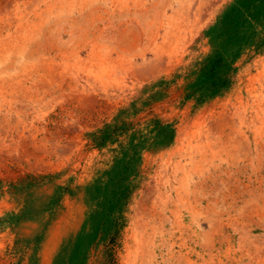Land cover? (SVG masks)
Returning a JSON list of instances; mask_svg holds the SVG:
<instances>
[{
  "label": "rangeland",
  "instance_id": "1",
  "mask_svg": "<svg viewBox=\"0 0 264 264\" xmlns=\"http://www.w3.org/2000/svg\"><path fill=\"white\" fill-rule=\"evenodd\" d=\"M0 264H264V0H0Z\"/></svg>",
  "mask_w": 264,
  "mask_h": 264
}]
</instances>
